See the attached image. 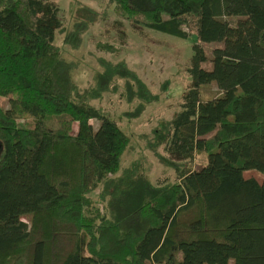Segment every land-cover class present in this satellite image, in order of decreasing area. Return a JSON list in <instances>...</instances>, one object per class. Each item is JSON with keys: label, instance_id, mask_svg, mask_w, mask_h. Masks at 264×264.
<instances>
[{"label": "trees", "instance_id": "16d2710c", "mask_svg": "<svg viewBox=\"0 0 264 264\" xmlns=\"http://www.w3.org/2000/svg\"><path fill=\"white\" fill-rule=\"evenodd\" d=\"M109 3L140 35L194 33L191 86L149 142L177 181L122 167L130 138L94 105L115 79L128 101L159 100L127 62L82 88L55 43L57 4L0 0V264H264V180L245 176L264 175V0ZM204 44L222 46L210 58ZM211 84L221 94L206 99Z\"/></svg>", "mask_w": 264, "mask_h": 264}, {"label": "rangeland", "instance_id": "374dc122", "mask_svg": "<svg viewBox=\"0 0 264 264\" xmlns=\"http://www.w3.org/2000/svg\"><path fill=\"white\" fill-rule=\"evenodd\" d=\"M52 1L59 7V18L63 22V29L56 34L55 43L61 48L64 59L73 63L76 84L82 88L95 86L98 77L107 70L106 66L125 61L149 90L159 97L157 102L151 104L137 99L128 101L124 93L127 87L125 80L115 79L111 90L94 101V105L107 111L130 138V144L122 157V167H129L136 162L152 183L176 182L177 175L173 167L159 157V154L168 157L165 148L160 147L156 154L149 142L154 139L155 130L161 129L174 118L180 110L184 92L191 86L188 69L193 56L192 47L197 42L194 33L184 27L190 35L188 39L147 29L140 35L114 13L110 0ZM82 23L88 29L82 36L80 46L73 48L66 44L65 38ZM202 46L211 58L213 50L222 44ZM204 67L210 68L211 61ZM220 94L215 84L203 88V97L206 99ZM0 103L3 108L8 107L6 99L0 98ZM91 124L98 129L97 121L92 120ZM205 160L206 156L199 153L194 167L200 168ZM245 176L264 180V175L255 171L247 172ZM98 194L99 191L93 197L96 198ZM24 221L27 222V219Z\"/></svg>", "mask_w": 264, "mask_h": 264}, {"label": "water", "instance_id": "95a60500", "mask_svg": "<svg viewBox=\"0 0 264 264\" xmlns=\"http://www.w3.org/2000/svg\"><path fill=\"white\" fill-rule=\"evenodd\" d=\"M1 149H2V147H1V145H0V152H1Z\"/></svg>", "mask_w": 264, "mask_h": 264}]
</instances>
